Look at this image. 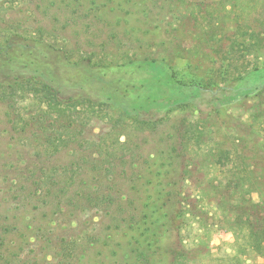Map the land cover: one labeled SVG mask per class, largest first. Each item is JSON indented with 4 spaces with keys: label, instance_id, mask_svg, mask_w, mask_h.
<instances>
[{
    "label": "rangeland",
    "instance_id": "obj_1",
    "mask_svg": "<svg viewBox=\"0 0 264 264\" xmlns=\"http://www.w3.org/2000/svg\"><path fill=\"white\" fill-rule=\"evenodd\" d=\"M30 40L96 64L152 58L183 82L222 86L264 65V0H0V48ZM206 98L161 111L150 127L83 105L58 123L45 118L42 131L33 95L17 94L10 114L0 101V264H161L141 232L159 219L172 180L181 206L174 264H264V251L236 234L254 209L246 201L264 203V91L223 106ZM189 128L176 166L173 137Z\"/></svg>",
    "mask_w": 264,
    "mask_h": 264
},
{
    "label": "trees",
    "instance_id": "obj_2",
    "mask_svg": "<svg viewBox=\"0 0 264 264\" xmlns=\"http://www.w3.org/2000/svg\"><path fill=\"white\" fill-rule=\"evenodd\" d=\"M39 41L30 40L23 45L17 42L16 46L7 43L0 48V64L7 67L5 75L9 72L7 78H0L4 80L0 81V101L3 100L2 103L7 104L6 111L9 113L12 109L11 100L17 94L33 95L38 105L44 107V110H41L43 119L31 122L32 125L36 124L37 130L40 131L43 130L45 118L54 115V122L58 123L83 105L97 106L100 109L116 108L128 117L142 118L138 122L144 127H150L161 119V111L189 109L196 104H204V100L206 105V96L210 97V105L216 103L223 106L228 103V97L264 91V65L237 73L220 86L200 81L183 82L176 78L173 66L152 58L128 59L123 63L109 65L96 64L83 58L72 59L61 49ZM26 125H23L21 130ZM196 132L198 136L202 134L200 131ZM189 133H193L190 128L185 134L182 132L173 137L171 163L176 166L181 165L182 157L178 147L182 145L186 148L189 145ZM54 141L55 139H46L50 144H54ZM53 147L54 150L57 148L55 145ZM178 183V180H172L164 185L158 204V209L161 210L154 212H158L159 219L155 217L150 221L152 227L143 226L141 232L142 242H145L146 247L154 254V262L161 264H174L179 256L176 244L181 210ZM252 192L254 191L247 190L248 194ZM60 194L59 191L54 199H59ZM246 202L250 203V209L254 208L251 213H245L247 231L235 233L241 234L247 250L262 254L264 217H261V214L264 203L253 204L249 200ZM241 218L242 214L239 224ZM141 224H144L143 221ZM147 263L146 260L143 264Z\"/></svg>",
    "mask_w": 264,
    "mask_h": 264
}]
</instances>
